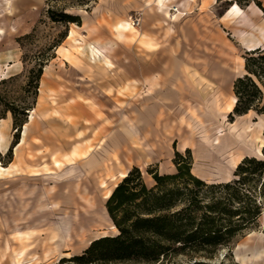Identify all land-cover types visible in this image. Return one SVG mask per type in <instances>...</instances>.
<instances>
[{
  "label": "rangeland",
  "instance_id": "374dc122",
  "mask_svg": "<svg viewBox=\"0 0 264 264\" xmlns=\"http://www.w3.org/2000/svg\"><path fill=\"white\" fill-rule=\"evenodd\" d=\"M250 3L264 15V0H0V264H57L114 234L104 202L132 166L150 186L146 169L173 172L187 148L217 182L261 156L264 111L228 112L264 33ZM1 102L26 107L21 131ZM155 264H264V206L210 256Z\"/></svg>",
  "mask_w": 264,
  "mask_h": 264
},
{
  "label": "trees",
  "instance_id": "16d2710c",
  "mask_svg": "<svg viewBox=\"0 0 264 264\" xmlns=\"http://www.w3.org/2000/svg\"><path fill=\"white\" fill-rule=\"evenodd\" d=\"M243 68L244 74L232 83L235 101L229 113H262L264 49L247 52ZM40 73L38 68L34 79ZM1 103L15 132L22 124L21 131L27 123L26 107ZM172 162L173 172L146 169L153 181L150 186L132 166L104 202L115 233L91 240L81 253L61 257L57 264L64 259L72 264H155L179 254L210 256L217 246L227 245L234 235L257 224L264 206V145L260 157L243 156L226 181L206 182L194 175L187 148L184 154L175 150Z\"/></svg>",
  "mask_w": 264,
  "mask_h": 264
},
{
  "label": "crops",
  "instance_id": "0c3cea01",
  "mask_svg": "<svg viewBox=\"0 0 264 264\" xmlns=\"http://www.w3.org/2000/svg\"><path fill=\"white\" fill-rule=\"evenodd\" d=\"M178 6V9L180 10V8H179V5H177ZM182 7V9H184L185 8V6L184 5H182L181 6ZM249 10H250V12L252 13V14H254L255 16H257V17H260L261 16V18L264 20V15H263V13H262V11H261V9L260 8H258V7H256L254 4H252V3H250L249 5H248V7H247ZM178 10V12L180 13V14H182L180 11ZM257 10H259L261 13H258V11ZM246 15H247V17H248V20L247 21H245V22H248L249 24L250 23H253L252 22V19L250 18V16L245 12V11H243ZM172 16H178V14L177 15H172ZM179 17V16H178ZM242 34H244V32L243 31H234V33L232 34V36H236V37H241V36H243ZM261 41V40H260ZM254 43V45L253 46H251L252 44ZM257 44V41L256 42H250L248 45H247V47H246V50L247 51H250V50H252V49H254V47H255V45ZM261 45H260V49H264V33H263V35H262V41H261V43H260ZM217 74H219L218 76H221V74H226V73H223V72H220V73H217ZM216 74V75H217ZM214 77H216V76H214ZM228 112H230V111H228Z\"/></svg>",
  "mask_w": 264,
  "mask_h": 264
},
{
  "label": "bare ground",
  "instance_id": "6f19581e",
  "mask_svg": "<svg viewBox=\"0 0 264 264\" xmlns=\"http://www.w3.org/2000/svg\"><path fill=\"white\" fill-rule=\"evenodd\" d=\"M258 11V13H261L259 10H257ZM237 13V16L239 17V19H240V22H244V21H247L248 20V17H247V15L243 12V11H238V12H236ZM178 14V16L179 15H181L179 12H178V7H176L175 9H174V12L173 13H170V14H168L169 15V20L170 21H175L177 18H178V16L176 17H174V16H172V15H177ZM261 17V16H260ZM264 17V16H263ZM243 35V34H242ZM254 45V43L251 45V46H253ZM125 174H122L121 175V177H123ZM113 228H114V226H112Z\"/></svg>",
  "mask_w": 264,
  "mask_h": 264
},
{
  "label": "water",
  "instance_id": "95a60500",
  "mask_svg": "<svg viewBox=\"0 0 264 264\" xmlns=\"http://www.w3.org/2000/svg\"><path fill=\"white\" fill-rule=\"evenodd\" d=\"M235 247H236V246H234V248H233V250H232V254H233V255H234V251L236 250Z\"/></svg>",
  "mask_w": 264,
  "mask_h": 264
}]
</instances>
